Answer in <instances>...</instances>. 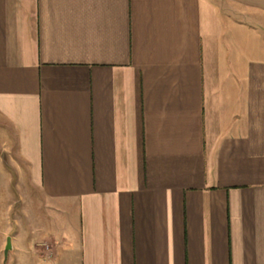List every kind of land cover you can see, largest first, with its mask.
<instances>
[{
  "label": "crops",
  "instance_id": "obj_1",
  "mask_svg": "<svg viewBox=\"0 0 264 264\" xmlns=\"http://www.w3.org/2000/svg\"><path fill=\"white\" fill-rule=\"evenodd\" d=\"M2 185L0 264H264V0H0Z\"/></svg>",
  "mask_w": 264,
  "mask_h": 264
},
{
  "label": "rangeland",
  "instance_id": "obj_2",
  "mask_svg": "<svg viewBox=\"0 0 264 264\" xmlns=\"http://www.w3.org/2000/svg\"><path fill=\"white\" fill-rule=\"evenodd\" d=\"M4 189V195L1 194L0 199V228L4 226L16 227L17 222L21 221V226L25 230H30V227H39L42 230L46 228L49 222L48 212L46 205L38 197L30 199L32 192L28 188H23L22 192L18 191L19 188L15 185L8 186L7 188L2 185L0 191ZM19 215H21L19 217ZM38 232L37 236L41 234Z\"/></svg>",
  "mask_w": 264,
  "mask_h": 264
},
{
  "label": "water",
  "instance_id": "obj_3",
  "mask_svg": "<svg viewBox=\"0 0 264 264\" xmlns=\"http://www.w3.org/2000/svg\"><path fill=\"white\" fill-rule=\"evenodd\" d=\"M6 248H7V249H10V248H11V237H8V239H7V245H6Z\"/></svg>",
  "mask_w": 264,
  "mask_h": 264
}]
</instances>
